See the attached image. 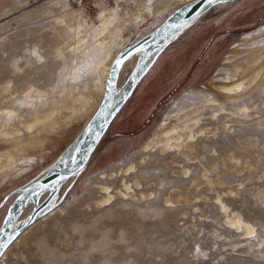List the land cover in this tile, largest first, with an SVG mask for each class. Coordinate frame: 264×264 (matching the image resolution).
Listing matches in <instances>:
<instances>
[{"label":"rangeland","instance_id":"rangeland-1","mask_svg":"<svg viewBox=\"0 0 264 264\" xmlns=\"http://www.w3.org/2000/svg\"><path fill=\"white\" fill-rule=\"evenodd\" d=\"M154 1V17L147 18L133 31L132 25L123 28L124 43L112 58L186 5H172L169 0ZM143 5L146 0H114L107 11L119 7L122 17L135 15L142 9L145 11ZM100 13L88 17L69 6L66 0H0V85L11 81L12 90H22L28 84L48 90L55 84L70 82L68 88L72 95L81 92L91 97L85 113L71 117L65 114L67 119L60 134L51 137L46 152L38 149L32 153L35 162L25 166L22 177L11 183H0V204L50 169L97 111L102 93L94 87L99 79L95 76L98 73L92 70L100 54L94 52L91 33L100 23L97 20ZM62 17L64 21L57 22ZM83 20L92 26L89 34H83L92 54L76 55L77 63L73 65L70 62L73 52L71 55L70 49H66L65 53L71 55H66L69 58L66 65L56 50L66 39L69 41L72 37L70 42L75 41L71 30ZM117 25L108 31L112 33ZM262 27L264 0L227 4L200 20L190 36L198 44L195 55L190 54L184 60L183 48L188 47L185 45L159 63L117 117L85 171L58 198L55 208H62L61 212L37 223L21 236L20 242L9 250L5 264H264L263 98L255 100L251 117L242 119L244 126L235 122L241 119H233L235 123L229 133L233 137L228 136L236 146L234 154L242 155L245 171L241 175H225L223 186L215 191L207 186L199 171L201 161L206 163L207 158L212 159L205 153H196L188 161L176 151L141 150L162 121L182 107L181 102L195 101L199 88L219 75L226 54L236 43L242 42L245 36H264ZM64 64L78 71L84 65L76 80L78 90L71 88L73 81L61 78ZM129 71L126 67L122 81ZM220 160L211 161L212 167L216 165L218 170L210 174L212 179L223 169ZM130 165L133 169L129 175L124 174L115 182L99 179L102 173L127 170ZM122 179L137 199L116 198L108 206L96 207L95 202L103 196L98 184H112L122 189ZM226 189L227 196L223 199L230 211L252 226L254 234L247 239L224 225V217L214 204L216 195ZM167 200L172 203L167 204ZM13 201L0 211V227Z\"/></svg>","mask_w":264,"mask_h":264},{"label":"bare ground","instance_id":"bare-ground-1","mask_svg":"<svg viewBox=\"0 0 264 264\" xmlns=\"http://www.w3.org/2000/svg\"><path fill=\"white\" fill-rule=\"evenodd\" d=\"M169 1L172 5H187L195 0ZM66 2L68 3L67 0ZM153 2L155 1L146 0L145 7L143 5L145 11L142 9V11L137 12L135 15L129 14V16H125L124 14L122 17V15L119 14V7L110 11L107 10L111 8L102 7L98 12L100 13L103 11L99 14L97 19L100 22L99 25L91 33V43L96 50L94 52L100 54V59L96 63L94 69L91 68L93 69L92 71L99 74V76H97L98 74L95 75L97 79H99V84L97 82V86L94 84V87L98 88V91L102 93L99 100L100 103L104 97L106 83L112 65L116 59V57L112 58V56L114 51L120 49L124 43V38H122L121 35L122 29L132 25L133 28L130 30L133 31L134 28L146 22L147 18L154 17L156 10L153 6ZM80 13L83 14L82 12ZM126 14H128V12ZM63 21V17L57 19V22L62 23ZM119 22H121L120 26L117 25ZM116 25V30H112L113 32L110 33L108 30ZM262 28L264 30V27ZM91 30L92 26L88 21L83 20L82 22H78L71 30L73 40L75 41L70 42L72 39L71 37L69 41L66 39L68 41L67 43L65 40V43L58 46L56 50L57 56L63 59L66 65H68L67 63L69 62H67V59H69L67 57L70 55L65 53L66 49H70L71 55L73 52V57L70 59L73 65L77 63L76 55L83 53L84 57L85 55L88 56L87 54L90 50L88 51L89 46H86L88 42L83 38V34L86 36ZM242 40V42L236 43L226 54L219 75L199 88L197 91L199 94L198 98L189 104H186L187 101L185 103L181 102L180 104L182 107H178L179 109L174 110L167 119L162 121L156 128L153 136L141 148L142 152L160 150L161 153H167L169 151H176L185 159L187 158L188 161L190 157L192 155L194 156L196 153H205L212 159L207 158V161H205L206 163L201 161L199 171L207 186L212 190L216 189L218 186H223V177L225 175L229 173L241 175L244 170L240 159L242 155L237 156V154H234V148L236 146L234 145L233 139L228 136L232 134L229 135L232 131L233 123L238 122L244 126L245 122L243 120L251 117V110L256 105L255 100L260 98L264 99V36H257V38L245 36ZM91 54L90 52L89 55ZM66 55L68 56L66 57ZM71 55L69 57H71ZM99 56L94 57L96 58ZM65 64L64 66H66ZM135 64L136 60H132L128 64L129 73L134 69ZM69 66H66L65 69L63 68L62 73H60L61 78L65 81H67V79H70L71 82L73 81L71 88L74 87V90H78L76 80L84 65H80V67L79 65L77 66L79 67V71L77 69L72 70L68 68ZM124 71L125 69L122 72L120 84L122 83ZM11 83V81H7V83L0 85V183L3 181L11 183L22 177L26 173L25 166L35 162V155L33 154V156L32 153L38 149L45 151L51 137L60 134L67 119L65 114H68V116L70 114V117L71 115L77 116L81 114L87 110L86 108L88 104H90L89 100L91 99L89 95L87 96L85 93L81 92L77 96L72 95V90L68 88L70 82L68 84H66L67 82H63L61 86L55 84L53 88L48 90H41L34 84H28L26 88L24 86L22 90H12L13 87L11 88ZM255 109H257V107ZM235 118L241 120H236L234 122L233 119ZM244 148H246V146ZM244 156L247 159L246 155ZM214 158L221 159L220 161H222L223 169L221 167L222 170L220 169V172L215 174V178L212 179L210 174H213L217 168L216 165L212 167L213 164L211 161L214 160ZM143 161H145V159H143ZM132 166L130 165V167H128L129 169L126 168L127 170L122 169L110 171L109 173H102L99 179L100 181L109 180L113 182L114 180L115 182L120 176L124 174L127 175V173L129 175V171L133 169ZM133 171H135V169ZM184 173L187 174L188 171ZM76 179L77 177H74L64 185L60 196L76 182ZM124 180L125 179L121 180L122 189L114 188L112 184L99 183L98 190L103 196L95 202V206H108L116 198L137 199L135 192ZM136 185L139 186V183H136ZM226 191L228 190H222L216 195L214 204L218 206L224 217V225L230 230L241 233L240 237H242V239H247L251 234H254L252 226L244 221L241 216L230 211L229 206H227L223 199V196L226 195ZM230 194H233L232 190ZM140 198L143 200L145 198L144 194H142ZM165 202L167 204L172 203L171 200ZM61 210L62 208L60 207L54 208L48 216L39 222L41 223L49 219L58 212H61ZM31 211L32 209H29L23 217L28 216ZM34 226L30 227L23 235L28 233ZM19 242L20 238L16 240L4 254L0 260V264H5L9 250Z\"/></svg>","mask_w":264,"mask_h":264},{"label":"water","instance_id":"water-1","mask_svg":"<svg viewBox=\"0 0 264 264\" xmlns=\"http://www.w3.org/2000/svg\"><path fill=\"white\" fill-rule=\"evenodd\" d=\"M240 1L242 0H216L213 5H208L207 0H195L174 11L153 32L117 55L106 83L104 97L84 130L50 169L28 186L11 193L0 204L1 211L10 200L14 199L0 227V239L7 242L9 235L16 237L3 249L0 260L24 232L50 214L64 185L70 179L78 178L85 171L113 123L168 46L216 7ZM118 59L122 63L116 67ZM132 60H136L135 67L120 84L122 72ZM96 133H99L98 140ZM89 148L91 152L87 151ZM29 209H32L31 213L23 217ZM9 214H11V222L6 225L5 221L9 219ZM17 233L19 235H16Z\"/></svg>","mask_w":264,"mask_h":264},{"label":"crops","instance_id":"crops-1","mask_svg":"<svg viewBox=\"0 0 264 264\" xmlns=\"http://www.w3.org/2000/svg\"><path fill=\"white\" fill-rule=\"evenodd\" d=\"M222 6H226V5H222ZM222 6H219V7H216L215 9H217V8H220V7H222ZM215 9H213V10H215ZM212 10V11H213ZM211 12V11H210ZM209 12V13H210ZM208 13V14H209ZM208 14H206V15H208ZM205 15V16H206ZM204 16V17H205ZM204 17H202L200 20H202ZM200 20L198 21V22H200ZM197 22V23H198ZM197 23H195L190 29H188L186 32H184L181 36H179L175 41H173L169 46H168V48L163 52V54L160 56V58L158 59V61H157V63L155 64V66L153 67V69L149 72V74L145 77V79L143 80V82L150 76V74H153V72L156 70V68H157V66H159V63L161 64V62L163 63L164 62V60H165V58H167V57H169V56H173L174 55V51L175 50H177L178 48L180 49V47L181 46H188V47H185V48H183V52H184V60H186L187 61V59H188V57L190 56V54H194V53H196V51H197V43H196V41H195V39L192 37H190L191 36V33H192V31L195 29V26H196V24ZM139 41V40H138ZM137 42V41H136ZM173 53V54H172ZM195 55V54H194ZM170 58V57H169ZM199 60H201V58L199 59ZM195 67L194 66H192V69H194ZM191 69V70H192ZM194 73V72H193ZM143 82L141 83V85L143 84ZM140 85V86H141ZM139 86V87H140ZM139 89V88H138ZM137 89V90H138ZM137 92V91H136Z\"/></svg>","mask_w":264,"mask_h":264},{"label":"built area","instance_id":"built-area-1","mask_svg":"<svg viewBox=\"0 0 264 264\" xmlns=\"http://www.w3.org/2000/svg\"><path fill=\"white\" fill-rule=\"evenodd\" d=\"M69 6L89 17L97 16L102 7L111 8L114 0H67Z\"/></svg>","mask_w":264,"mask_h":264},{"label":"snow or ice","instance_id":"snow-or-ice-1","mask_svg":"<svg viewBox=\"0 0 264 264\" xmlns=\"http://www.w3.org/2000/svg\"><path fill=\"white\" fill-rule=\"evenodd\" d=\"M215 2H216V0H207L208 5H213ZM197 15H199V13ZM121 63H122V61L118 59L116 61V67H118ZM113 71H115V69ZM111 88H112V82L110 80L109 81V89L111 90ZM101 114H103V113H101ZM105 123H107V120H105ZM89 131H91V126H89ZM96 137L98 140L99 139V133H96ZM77 151H78V149H77ZM87 151L91 152V148H89ZM10 222H11V214H9V219L5 221V224L8 225ZM16 235H19V233H17ZM15 238L16 237L14 235H9L7 242H4L2 239H0V256L3 255V249H5L8 246V244H11ZM197 252H199V248H197Z\"/></svg>","mask_w":264,"mask_h":264}]
</instances>
